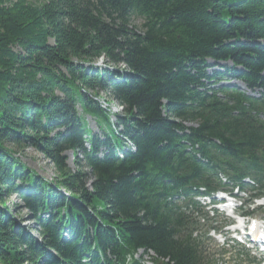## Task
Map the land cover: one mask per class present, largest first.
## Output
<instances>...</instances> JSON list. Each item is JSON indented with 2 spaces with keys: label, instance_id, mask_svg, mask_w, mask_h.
I'll list each match as a JSON object with an SVG mask.
<instances>
[{
  "label": "trees",
  "instance_id": "obj_1",
  "mask_svg": "<svg viewBox=\"0 0 264 264\" xmlns=\"http://www.w3.org/2000/svg\"><path fill=\"white\" fill-rule=\"evenodd\" d=\"M219 172L264 187V0H0V264H216L175 202Z\"/></svg>",
  "mask_w": 264,
  "mask_h": 264
},
{
  "label": "rangeland",
  "instance_id": "obj_2",
  "mask_svg": "<svg viewBox=\"0 0 264 264\" xmlns=\"http://www.w3.org/2000/svg\"><path fill=\"white\" fill-rule=\"evenodd\" d=\"M12 2H15L16 0H11ZM45 0H28L29 3L39 5L41 2ZM139 24H141L139 22ZM137 23V26H140ZM224 65V64H223ZM221 64V66H223ZM227 66H231V64H226ZM97 66H104L102 60H100L97 63ZM112 70V69H111ZM221 70L220 68H215V71ZM214 71V70H213ZM212 71H209L208 73H211ZM235 86L238 87L240 91H243L238 86V83H234ZM244 90H246L244 88ZM99 103L101 104V107L105 110H108L109 118L111 123H116V116L117 114L121 113L123 114V108L120 107L117 103L113 102L111 104H108L106 95L102 94L101 98H99ZM78 113L79 116L83 119L84 125L86 128L91 132V135H98L99 137H103V133L105 132L102 128V125L98 123V121L86 115L81 107H78ZM115 127V126H114ZM116 131H119L118 128H116ZM88 146V145H87ZM131 150H135L132 147H129ZM68 166L71 169H75L74 162L76 158V154L68 153ZM19 158L32 170L35 171L38 175L42 176L46 180L52 181L55 178V171L53 166L38 152H36L33 149H27L23 155H20ZM20 205V198L18 196H13L8 200V205L10 207H15V205ZM29 213L27 211H21V215L18 217V222H21L23 226L29 229H34L35 225L33 221H31L30 216H28ZM33 234L38 237V234L33 231ZM204 247L206 255L210 257V259H213L216 264H245L243 263V260H246L244 256H238L240 254L238 252V249L232 248H224L225 251H222L223 248L219 247L218 245L212 243V241L207 242L204 241ZM237 252V253H236ZM144 256L143 254L139 253L137 257ZM148 260V259H146ZM240 260L242 262H240ZM147 262V261H146Z\"/></svg>",
  "mask_w": 264,
  "mask_h": 264
},
{
  "label": "bare ground",
  "instance_id": "obj_3",
  "mask_svg": "<svg viewBox=\"0 0 264 264\" xmlns=\"http://www.w3.org/2000/svg\"><path fill=\"white\" fill-rule=\"evenodd\" d=\"M129 147H131L130 145H129ZM133 149H135L134 147H132ZM137 257V256H136Z\"/></svg>",
  "mask_w": 264,
  "mask_h": 264
}]
</instances>
